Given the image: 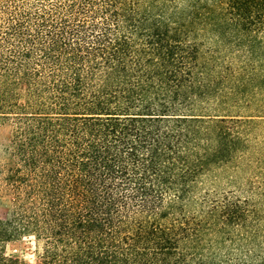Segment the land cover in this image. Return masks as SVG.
Instances as JSON below:
<instances>
[{
  "label": "trees",
  "instance_id": "obj_1",
  "mask_svg": "<svg viewBox=\"0 0 264 264\" xmlns=\"http://www.w3.org/2000/svg\"><path fill=\"white\" fill-rule=\"evenodd\" d=\"M255 99L264 0H0V264H264Z\"/></svg>",
  "mask_w": 264,
  "mask_h": 264
},
{
  "label": "rangeland",
  "instance_id": "obj_2",
  "mask_svg": "<svg viewBox=\"0 0 264 264\" xmlns=\"http://www.w3.org/2000/svg\"><path fill=\"white\" fill-rule=\"evenodd\" d=\"M208 46V45H207ZM17 95L20 102L23 101L25 97V86L19 85L17 87ZM258 104L264 105V100L255 99ZM254 102V103H255ZM240 113L243 115H254L252 109H245L242 107ZM241 113V114H242ZM252 124V132L250 137L254 139L257 145L264 147V119H254ZM11 122H1L0 123V154L6 151L11 137ZM219 174H222L219 172ZM231 173L222 174L221 176H216L211 179H204L199 185L201 190H218V191H234L241 195V191L244 188L243 185H255L258 180L248 176L246 174H241L239 177L231 176ZM238 191V192H237ZM10 208V199L8 196L0 193V220H5L8 216ZM4 252L6 256L16 258L20 261L33 263L37 260L40 254V245L32 237H22L17 240L10 241L4 245Z\"/></svg>",
  "mask_w": 264,
  "mask_h": 264
}]
</instances>
